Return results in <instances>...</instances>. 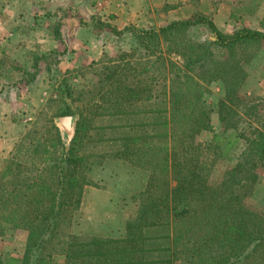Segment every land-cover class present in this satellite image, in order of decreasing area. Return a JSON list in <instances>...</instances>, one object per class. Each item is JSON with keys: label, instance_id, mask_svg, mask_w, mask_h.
<instances>
[{"label": "trees", "instance_id": "1", "mask_svg": "<svg viewBox=\"0 0 264 264\" xmlns=\"http://www.w3.org/2000/svg\"><path fill=\"white\" fill-rule=\"evenodd\" d=\"M95 24L117 36L130 33L137 49L156 58L159 74L168 75V106L164 105L168 116L157 107L152 112L157 116L138 120L139 92L145 88L123 85L119 78L126 76V69L115 63L104 67L98 91L99 99L112 106L106 114L120 121L107 125L115 133L107 139L112 151L86 153L94 144L89 131L102 115L101 104L79 112L68 147L53 118L48 125L35 124L24 133L0 167V235L24 229L27 240L20 259L6 255L0 264H54L52 252L59 251L65 252L66 264H264V214L246 202L258 171L264 170V118L249 131H238L232 109L248 76L245 65L254 47L264 41V31L244 27L224 34L201 13L159 28L118 30L99 20ZM198 25L209 28L211 39L192 35ZM62 54L50 53L49 70ZM37 60L28 75L35 74ZM216 83L223 90L218 119L232 133L225 139L213 133L210 143L223 145L220 155L239 140L245 147L233 166L210 180L216 157L207 165L196 139L212 129L203 96ZM59 89L63 107L52 116L74 114L67 105L74 100L73 90L65 81ZM149 99L150 95L144 100ZM105 156L125 157L149 171L140 207L126 222L122 238L70 235L62 228L71 223L85 186L92 184V159Z\"/></svg>", "mask_w": 264, "mask_h": 264}, {"label": "crops", "instance_id": "2", "mask_svg": "<svg viewBox=\"0 0 264 264\" xmlns=\"http://www.w3.org/2000/svg\"><path fill=\"white\" fill-rule=\"evenodd\" d=\"M194 13L208 16L224 34L244 27L264 31V0H0V164L29 127L26 118L46 102L53 76L70 73L76 85L82 84L94 67L132 47L130 33L114 35L97 20L118 30L147 29ZM62 52L49 70L50 53ZM32 57L38 60L31 76L23 71H32ZM91 178L82 204L91 195H105ZM23 253L24 248L11 256L20 259Z\"/></svg>", "mask_w": 264, "mask_h": 264}, {"label": "rangeland", "instance_id": "3", "mask_svg": "<svg viewBox=\"0 0 264 264\" xmlns=\"http://www.w3.org/2000/svg\"><path fill=\"white\" fill-rule=\"evenodd\" d=\"M195 14L196 13L190 15L188 18H192ZM191 32L194 37L200 39H209L211 35L206 25H198L196 28L192 29ZM233 32L234 31L231 33ZM128 41L130 44V38ZM128 41L127 45H129ZM124 42L126 43V39H124ZM131 45L132 47L128 49V52L118 53L116 57L112 59L113 61L110 59L102 68L98 66L94 67V70L89 71L92 75L91 78L88 81L82 82V84L78 83L76 85L70 73H57L53 76L52 81L53 83L55 82V84L48 88L49 93L45 96L47 100L44 105L40 110H36V106L31 104V107H34L36 111L31 112L28 118H26L27 116L24 117L29 124V127L24 133L32 129L35 124L48 125L49 120L53 118L60 132L63 144L65 147H68L72 137L68 140H64L61 128L58 123H56V119L62 116H52L54 110H59L63 107L61 102H59L61 98L59 83L65 81L73 90L71 97H73L74 100H68L67 105L71 107L74 114L64 115L75 116L73 134L76 121L79 118V112L83 111L86 113L88 110H93L95 105L101 104L99 111L101 110L102 115L95 118L93 123L96 128L89 131L90 135L94 138V144H91L93 147H91V145L88 146L86 153L93 152L94 154L98 153V155H103L104 153L108 154L112 151V147H109L107 139L110 135L115 133H112L107 125L109 123H120V121L106 114L112 111V106L99 99L100 96L98 95V91L100 89V81L104 79L106 73L104 67L115 63L120 64L121 67L126 69V76L121 75L119 78L123 85L126 87L127 85L131 87L137 86V89L140 90L145 88V90L139 92L142 99L138 102L137 109H139L141 113H138L136 118L138 120H148L155 115L157 116L158 114L152 113L157 107L159 109H165L164 105L168 106L166 100L168 97L167 72L159 74L158 61L156 58L142 48L137 49L136 43ZM253 50L252 58L245 65L248 76L238 95L239 101L233 104L232 107V109L236 111L233 120H238V131H249L250 126L254 127L258 125L264 118V41L255 46ZM214 52L217 55L220 54L219 50L216 48H214ZM171 58L178 60L173 55ZM27 59L30 58L28 57ZM47 60L49 61L50 58ZM31 61L33 65L35 58L32 57ZM26 62L31 65L30 60ZM32 71H27L25 69L23 72L27 73ZM113 79H116V76H114L111 81ZM164 90L166 91L165 94H163ZM148 95L151 96V99L145 101L144 99ZM113 96L114 95H112V97ZM222 96L223 90L219 83L209 86L208 92L203 96V103L211 111L212 129L210 131H204L196 139L203 147L202 157L204 161L206 160L205 162L207 165L208 163H212L213 157H216L209 177L210 180L220 178L223 171L233 166L238 161L245 147L244 141L239 140L228 152L220 155L223 150V145L218 144V146H216V144L210 143L213 133L221 134L223 139L227 138L232 133V129L224 127L218 119L217 105ZM163 98L165 100H162ZM164 113L168 116L166 109ZM116 133H119L118 129H116ZM98 161L101 162L98 163ZM1 166L2 164H0V167ZM258 173L259 179L255 183L253 191L246 202L251 209L264 214V170H259ZM148 174V170L128 162L125 157L122 159H115L111 156H105L100 160H98V158H93L92 169L89 172V176L90 178L92 175L94 176L95 180L93 184L98 186L97 189H104L105 195H91L89 196V201L83 202V204L81 199L80 206L73 215L71 223L65 225L62 230L70 235L83 238L97 237L119 239L124 237L126 234V222L135 217L140 207V194L145 189ZM63 237L66 238V236ZM26 240L27 230L24 229H10L3 235H0V259H3L6 255L11 256L12 254H18L20 249L22 250V248H25ZM52 253L54 264H66L65 252L59 251ZM176 264L187 263L179 261Z\"/></svg>", "mask_w": 264, "mask_h": 264}, {"label": "water", "instance_id": "4", "mask_svg": "<svg viewBox=\"0 0 264 264\" xmlns=\"http://www.w3.org/2000/svg\"><path fill=\"white\" fill-rule=\"evenodd\" d=\"M56 123H58L61 128L63 139L68 140L73 135V127L75 123V116H62L56 119Z\"/></svg>", "mask_w": 264, "mask_h": 264}]
</instances>
